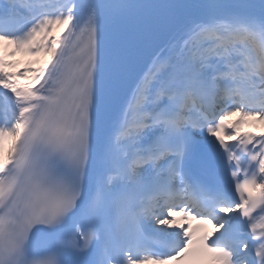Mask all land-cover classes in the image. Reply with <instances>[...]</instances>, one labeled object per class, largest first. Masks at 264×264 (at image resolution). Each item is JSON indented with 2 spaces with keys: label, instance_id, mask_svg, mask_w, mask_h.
<instances>
[{
  "label": "snow or ice",
  "instance_id": "snow-or-ice-1",
  "mask_svg": "<svg viewBox=\"0 0 264 264\" xmlns=\"http://www.w3.org/2000/svg\"><path fill=\"white\" fill-rule=\"evenodd\" d=\"M0 264H264V0H0Z\"/></svg>",
  "mask_w": 264,
  "mask_h": 264
}]
</instances>
